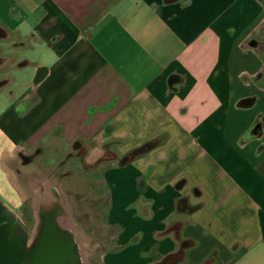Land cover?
Masks as SVG:
<instances>
[{
	"label": "crops",
	"instance_id": "obj_1",
	"mask_svg": "<svg viewBox=\"0 0 264 264\" xmlns=\"http://www.w3.org/2000/svg\"><path fill=\"white\" fill-rule=\"evenodd\" d=\"M12 38L34 58L0 150H107L101 264H264V0H0Z\"/></svg>",
	"mask_w": 264,
	"mask_h": 264
},
{
	"label": "rangeland",
	"instance_id": "obj_2",
	"mask_svg": "<svg viewBox=\"0 0 264 264\" xmlns=\"http://www.w3.org/2000/svg\"><path fill=\"white\" fill-rule=\"evenodd\" d=\"M12 41L13 38L0 41V54H13L16 58L0 69V109L26 91L32 71L30 66H15L23 58L34 56L30 50L10 45ZM45 142L35 148L7 149V153L0 150V200L31 233L37 200L58 193L65 202L68 225L78 236L84 264H101L111 235L104 222L107 195L100 190L101 182L91 175L104 161L107 150L96 162L87 164L84 157L92 144L78 142V147H71L57 137Z\"/></svg>",
	"mask_w": 264,
	"mask_h": 264
},
{
	"label": "water",
	"instance_id": "obj_3",
	"mask_svg": "<svg viewBox=\"0 0 264 264\" xmlns=\"http://www.w3.org/2000/svg\"><path fill=\"white\" fill-rule=\"evenodd\" d=\"M0 264H84L78 236L68 225L65 202L58 193L37 200L31 233L0 200Z\"/></svg>",
	"mask_w": 264,
	"mask_h": 264
},
{
	"label": "trees",
	"instance_id": "obj_4",
	"mask_svg": "<svg viewBox=\"0 0 264 264\" xmlns=\"http://www.w3.org/2000/svg\"><path fill=\"white\" fill-rule=\"evenodd\" d=\"M162 139H154L148 142H145L144 144L140 145L139 147H136L132 150H130L127 154H125L121 159L120 163L125 164L130 162L136 157H139L145 153H147L149 150L153 149L157 145L161 143ZM177 209L180 211H189L192 210V207L188 206L185 199H180L177 203ZM162 264V263H161Z\"/></svg>",
	"mask_w": 264,
	"mask_h": 264
},
{
	"label": "flooded vegetation",
	"instance_id": "obj_5",
	"mask_svg": "<svg viewBox=\"0 0 264 264\" xmlns=\"http://www.w3.org/2000/svg\"><path fill=\"white\" fill-rule=\"evenodd\" d=\"M1 84H3V83H2V82H0V85H1ZM35 214H36V212H35ZM35 222H36V221H35ZM34 225H35V224H34Z\"/></svg>",
	"mask_w": 264,
	"mask_h": 264
}]
</instances>
